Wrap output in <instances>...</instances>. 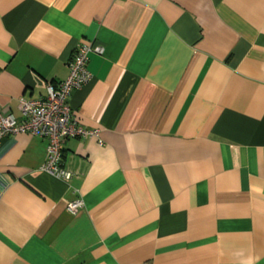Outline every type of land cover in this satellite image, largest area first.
Listing matches in <instances>:
<instances>
[{"label": "crops", "instance_id": "obj_1", "mask_svg": "<svg viewBox=\"0 0 264 264\" xmlns=\"http://www.w3.org/2000/svg\"><path fill=\"white\" fill-rule=\"evenodd\" d=\"M96 138L0 143V264H264V0H0V110L68 76ZM80 200L72 212L67 203Z\"/></svg>", "mask_w": 264, "mask_h": 264}, {"label": "built area", "instance_id": "obj_2", "mask_svg": "<svg viewBox=\"0 0 264 264\" xmlns=\"http://www.w3.org/2000/svg\"><path fill=\"white\" fill-rule=\"evenodd\" d=\"M91 53H103V47L93 42H79L69 59L68 76L58 83L46 84V95L41 98L20 97L18 109L21 118L0 110V143L6 136L26 133L38 136L47 142L45 158L40 167L56 178L68 181L72 172L62 165V145L69 138H96L99 129L87 128L72 115L69 98L74 90L86 85L92 78L88 70ZM82 205L80 200L67 203L66 208L74 212ZM148 264V263H142Z\"/></svg>", "mask_w": 264, "mask_h": 264}]
</instances>
